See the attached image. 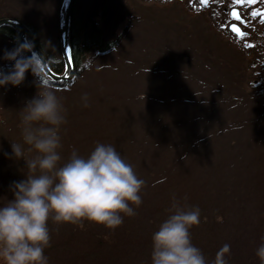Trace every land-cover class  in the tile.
<instances>
[{
	"label": "rangeland",
	"instance_id": "1",
	"mask_svg": "<svg viewBox=\"0 0 264 264\" xmlns=\"http://www.w3.org/2000/svg\"><path fill=\"white\" fill-rule=\"evenodd\" d=\"M201 2L74 1L68 41L81 48L80 65L63 85L42 79L65 109L60 164L74 149L87 157L97 143L111 144L145 184L142 204L132 205L136 215L121 214L114 230L49 219V264H152V237L172 214L173 195L200 209L190 234L207 264L224 244L228 264H261L264 53L236 46L213 14L199 11ZM63 5L0 0V20L23 22L45 56L59 60ZM16 47L0 36V70L12 68L4 54ZM25 77L0 86V207L14 198L13 183L30 174L25 159L38 154L22 135V109L37 96L38 78L30 70ZM12 143L25 159L12 154Z\"/></svg>",
	"mask_w": 264,
	"mask_h": 264
},
{
	"label": "clouds",
	"instance_id": "2",
	"mask_svg": "<svg viewBox=\"0 0 264 264\" xmlns=\"http://www.w3.org/2000/svg\"><path fill=\"white\" fill-rule=\"evenodd\" d=\"M31 52V56L24 53ZM4 59L14 61L8 72L0 70V86H18L29 70L38 78L37 96L22 109L23 140L38 154L24 157L20 144L12 143V154L24 158L30 174L11 186L14 198L0 207V261L3 264H49L44 254L50 247L48 221L83 227V221L115 229L123 215L134 216L132 205L142 204L140 179L111 144L97 143L87 157L74 149L69 160L60 164V126L66 123L65 109L54 89L44 85V57L33 51L30 42L6 51ZM85 107L87 94L83 97ZM37 171L39 174L37 175ZM172 214L153 234L152 264H207L202 251L193 245L190 229L200 224V209L181 204L173 195ZM187 197H185V200ZM264 239V238H262ZM224 244L213 264H228ZM264 264V243L256 250Z\"/></svg>",
	"mask_w": 264,
	"mask_h": 264
},
{
	"label": "flooded vegetation",
	"instance_id": "3",
	"mask_svg": "<svg viewBox=\"0 0 264 264\" xmlns=\"http://www.w3.org/2000/svg\"><path fill=\"white\" fill-rule=\"evenodd\" d=\"M184 1V0H183ZM199 11L213 14L220 30L229 34L236 46L246 49H258L264 53V23L253 12L264 11V0L255 3H236V0H201ZM238 14L239 19H237ZM233 29H239L234 31ZM50 62H54L51 59ZM47 63L48 60H47ZM50 67V66H49ZM43 78L47 82L46 77Z\"/></svg>",
	"mask_w": 264,
	"mask_h": 264
},
{
	"label": "water",
	"instance_id": "4",
	"mask_svg": "<svg viewBox=\"0 0 264 264\" xmlns=\"http://www.w3.org/2000/svg\"><path fill=\"white\" fill-rule=\"evenodd\" d=\"M74 1L75 0H65V8L61 15V21H60V45H61V54L65 65V71L62 75H58L53 71H51L48 63H46L43 66V74L54 82L65 81L69 78V76L72 73V64H71V59L69 57V49H68V27L70 25V18H71L72 6ZM2 26L12 27L19 34L22 40L24 42H30L33 45V51L41 54L46 61L44 54L36 44L34 38L22 26V24H20L18 21L13 19H1L0 27Z\"/></svg>",
	"mask_w": 264,
	"mask_h": 264
},
{
	"label": "trees",
	"instance_id": "5",
	"mask_svg": "<svg viewBox=\"0 0 264 264\" xmlns=\"http://www.w3.org/2000/svg\"><path fill=\"white\" fill-rule=\"evenodd\" d=\"M21 23L26 28V30L29 31L33 35V37H35V33L33 32V30L30 27L26 26L23 22H21ZM2 35L8 36L10 39H12L13 43L16 46H18L19 43H23L22 38L19 36V34L12 27H9V26L1 27L0 28V36H2ZM70 47H71V59H72L71 61H72V65H73V70H76L80 65L79 59H80L81 52H80V50H78L80 47H78L77 45H74V44H71ZM47 60L49 62L48 63L49 66L53 72L59 73V74L63 72L64 64H63V61L61 58L59 60H54V62H50L51 59L48 57H47ZM49 83L53 84V82H49ZM63 84H64V82L63 83H54L53 85L59 86V85H63Z\"/></svg>",
	"mask_w": 264,
	"mask_h": 264
},
{
	"label": "snow or ice",
	"instance_id": "6",
	"mask_svg": "<svg viewBox=\"0 0 264 264\" xmlns=\"http://www.w3.org/2000/svg\"><path fill=\"white\" fill-rule=\"evenodd\" d=\"M245 0H236V3H244ZM247 3H255L256 0H246ZM234 15H237V19H239V16L238 14H235ZM253 16H259L261 18V22L264 23V11L262 12H253L252 13ZM234 31H239V29H233Z\"/></svg>",
	"mask_w": 264,
	"mask_h": 264
}]
</instances>
